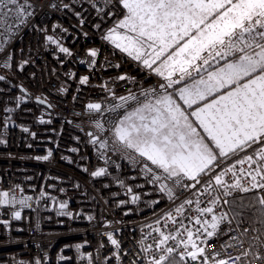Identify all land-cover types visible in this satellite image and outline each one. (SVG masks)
<instances>
[{
    "label": "built area",
    "instance_id": "built-area-1",
    "mask_svg": "<svg viewBox=\"0 0 264 264\" xmlns=\"http://www.w3.org/2000/svg\"><path fill=\"white\" fill-rule=\"evenodd\" d=\"M29 3L31 15L23 23L13 15L0 26V76L4 78L0 80V192L15 195L17 201L0 204V264H149L154 254H161L157 229L165 234L179 229L176 241L169 240L168 245L177 246L178 252L192 250L178 245L180 239H187L185 226L196 233L193 238L204 254L192 261L174 253L182 264L219 260L264 264V241L249 220L237 218L231 224L225 220L212 237L203 231L204 227L212 231L213 215L227 212L228 219L233 215L222 195L213 213L196 211L197 200L200 208L209 207L208 202L220 194L214 182L204 190L208 174H202L192 189L172 180L150 182L144 164L159 172L151 162L131 149L111 150L110 129L135 104L129 101L114 112L107 109L123 104L119 98L130 94L142 99L143 89L159 90L163 83L105 40L107 29L123 16L122 6L116 0L112 4L104 0ZM60 47L69 52H61ZM92 50L97 52L95 57L90 55ZM92 103L102 105L100 113L88 110ZM98 119L109 131L95 127ZM96 137L107 139L108 147L101 148ZM44 156L48 159H37ZM223 159L213 175L238 157ZM101 168L103 175H92ZM224 179L235 178L229 173ZM241 182L247 184V179ZM161 183L172 188L171 199L167 190H159ZM133 196L138 197L135 202ZM21 199H27V204H20ZM189 199L193 204L185 203L184 212L176 214L175 208ZM16 211L20 219L14 217ZM169 212L172 218L166 216ZM196 217L209 225H196ZM109 234L119 248L111 244Z\"/></svg>",
    "mask_w": 264,
    "mask_h": 264
},
{
    "label": "snow or ice",
    "instance_id": "snow-or-ice-1",
    "mask_svg": "<svg viewBox=\"0 0 264 264\" xmlns=\"http://www.w3.org/2000/svg\"><path fill=\"white\" fill-rule=\"evenodd\" d=\"M104 2L112 4V0ZM116 3L122 6L124 14L105 39L160 77L163 83L159 90L143 89L142 99L130 94L119 98L123 104L107 109L114 112L129 101L135 104L110 129L111 150L131 149L151 162L159 172L144 164L143 170L151 174L150 182L172 180L174 185L192 189L200 183L202 174H208L204 190L214 182V190L220 194L208 202L212 205L209 207L200 208L197 200L196 211L213 213L222 195L223 204L229 205L233 213L231 219L227 212L219 217L213 215L210 225L194 218L196 225L210 226L212 231L208 227L203 229L208 237L214 235L222 222L227 220L231 224L244 216L245 211L254 210L255 222L264 227V0H116ZM31 7L29 0H0V26L6 25L13 15L23 23L31 15ZM47 39L53 41L50 36ZM60 51L69 52L64 47ZM90 55L95 57L97 52L92 50ZM87 79L82 78V82ZM87 108L100 113L102 105L92 103ZM95 127L100 132L109 131L99 119ZM96 140L101 148L108 147L107 139L96 137ZM248 149L252 150L250 154ZM241 152L245 153L242 157ZM232 156L238 159L213 175L223 158ZM37 159L47 160L48 156ZM237 164L241 165L239 169ZM245 164L247 169L243 167ZM104 173L101 168L92 175ZM229 173L235 178L232 182L224 179ZM185 179L196 183H185ZM242 179H247V184ZM159 190H167L170 199L174 195L166 183L159 184ZM249 193L252 195H243ZM27 199L19 203L26 205ZM136 199L133 196V202ZM15 203V195L0 192V204ZM185 203L192 205L193 201L189 199L177 206L176 214L184 212ZM13 215L20 219L19 211ZM166 216L172 218L173 213ZM156 231L161 237L157 241L161 254H154L149 264H178L174 253L181 260L187 256L192 261L204 254V248L193 238L196 233L186 226L187 239L178 241L184 249H192L186 252L168 245L169 240L176 241L179 229L169 234ZM108 238L112 245L120 247L111 234ZM217 264L227 261L219 260Z\"/></svg>",
    "mask_w": 264,
    "mask_h": 264
},
{
    "label": "trees",
    "instance_id": "trees-1",
    "mask_svg": "<svg viewBox=\"0 0 264 264\" xmlns=\"http://www.w3.org/2000/svg\"><path fill=\"white\" fill-rule=\"evenodd\" d=\"M251 196V195H248ZM245 203H247V201H245ZM254 210L252 211H245L244 216L242 217H238V219H247L249 220L255 227H257V229L259 230L260 236L262 237L263 241H264V227H262L259 223L255 222V216L253 215ZM258 215V213L256 214ZM171 259V258H170ZM176 261L178 262V264H182V262L180 260H178L177 258H175Z\"/></svg>",
    "mask_w": 264,
    "mask_h": 264
},
{
    "label": "rangeland",
    "instance_id": "rangeland-1",
    "mask_svg": "<svg viewBox=\"0 0 264 264\" xmlns=\"http://www.w3.org/2000/svg\"><path fill=\"white\" fill-rule=\"evenodd\" d=\"M123 17V16H122ZM122 17H120V18H122ZM119 18V19H120ZM117 21V20H116ZM116 21L107 29V31H106V33H105V36L107 35V33H108V31H109V29L110 28H112L113 26H114V24L116 23ZM106 40V39H105ZM107 42H111V41H108V40H106ZM195 74V73H194Z\"/></svg>",
    "mask_w": 264,
    "mask_h": 264
},
{
    "label": "crops",
    "instance_id": "crops-1",
    "mask_svg": "<svg viewBox=\"0 0 264 264\" xmlns=\"http://www.w3.org/2000/svg\"><path fill=\"white\" fill-rule=\"evenodd\" d=\"M110 44H112L111 42H109ZM113 46H115L114 44H112ZM126 54V53H125ZM195 76V74H193Z\"/></svg>",
    "mask_w": 264,
    "mask_h": 264
},
{
    "label": "water",
    "instance_id": "water-1",
    "mask_svg": "<svg viewBox=\"0 0 264 264\" xmlns=\"http://www.w3.org/2000/svg\"><path fill=\"white\" fill-rule=\"evenodd\" d=\"M38 102H40L41 103V101L40 100H38ZM44 104V103H43ZM46 105V104H45Z\"/></svg>",
    "mask_w": 264,
    "mask_h": 264
}]
</instances>
